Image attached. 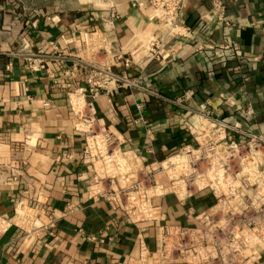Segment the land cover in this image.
I'll return each instance as SVG.
<instances>
[{
	"label": "crops",
	"instance_id": "0c3cea01",
	"mask_svg": "<svg viewBox=\"0 0 264 264\" xmlns=\"http://www.w3.org/2000/svg\"><path fill=\"white\" fill-rule=\"evenodd\" d=\"M150 2L81 26L25 19L0 0V264H132L156 248L159 222L127 223L90 196L87 119L147 160L189 141L185 126L202 109L264 132V0H185L172 27ZM91 65L136 86L94 94ZM156 203L190 222L172 195Z\"/></svg>",
	"mask_w": 264,
	"mask_h": 264
},
{
	"label": "built area",
	"instance_id": "2783aa9c",
	"mask_svg": "<svg viewBox=\"0 0 264 264\" xmlns=\"http://www.w3.org/2000/svg\"><path fill=\"white\" fill-rule=\"evenodd\" d=\"M184 2L150 3L154 16L160 15L172 27ZM93 36L85 34L88 41ZM86 81L94 94L111 83L136 86L109 67L95 65ZM87 120L83 158L93 173L90 196L121 210L127 223H160L156 248H142L132 264L258 262L264 247V132L255 133L239 121L202 109L185 126L189 141L162 160H147L124 148L121 131L95 118ZM169 195L184 209L189 223L167 219L156 200Z\"/></svg>",
	"mask_w": 264,
	"mask_h": 264
},
{
	"label": "rangeland",
	"instance_id": "374dc122",
	"mask_svg": "<svg viewBox=\"0 0 264 264\" xmlns=\"http://www.w3.org/2000/svg\"><path fill=\"white\" fill-rule=\"evenodd\" d=\"M7 6L19 12L25 19L42 16L50 22H63L81 26H92L101 19L109 20L112 11L121 10L127 2L139 0H6ZM93 23V24H92ZM92 32V31H90ZM89 40L92 45L97 39ZM105 42L101 45L105 47ZM108 48V46H106Z\"/></svg>",
	"mask_w": 264,
	"mask_h": 264
}]
</instances>
